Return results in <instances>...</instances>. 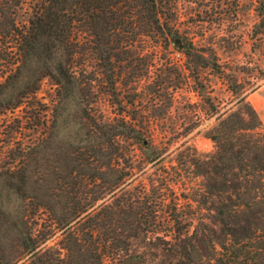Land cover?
<instances>
[{"label": "trees", "instance_id": "trees-1", "mask_svg": "<svg viewBox=\"0 0 264 264\" xmlns=\"http://www.w3.org/2000/svg\"><path fill=\"white\" fill-rule=\"evenodd\" d=\"M175 1L0 0V264H264V125L247 100L255 84L176 43L187 39L171 24ZM255 12L252 52L264 58V0ZM145 38L178 44L200 69L222 75L236 99L208 131L215 150L193 161L203 190L189 202L204 217L180 215L176 196L162 233L147 216L150 200L127 189L135 146L149 163L161 154L121 102L111 121L90 101L91 59L117 90L134 69L133 42ZM44 80L55 88L49 105L39 97ZM21 110L25 122L14 117ZM23 129L33 141L23 142Z\"/></svg>", "mask_w": 264, "mask_h": 264}, {"label": "rangeland", "instance_id": "rangeland-1", "mask_svg": "<svg viewBox=\"0 0 264 264\" xmlns=\"http://www.w3.org/2000/svg\"><path fill=\"white\" fill-rule=\"evenodd\" d=\"M259 1L176 0L170 6L174 31L187 39L180 41L181 45L192 44L196 54L210 59L211 63L216 60L228 75H236L243 82L255 84L251 89L247 86V100L264 125V58L252 52L254 41L251 39L253 27L258 21L255 8ZM133 44L131 50L136 52L133 56L134 69L124 71L117 90L107 83L98 68L97 59H91L89 71L95 88L90 101L111 121L121 118L116 104L121 102L126 109L123 116L135 119L136 125L143 128L146 142L149 141L152 149L161 154L157 162L149 163L144 147L135 146L133 156L126 160L135 171L127 182V189L150 200L149 208H146L147 216L157 217V222L161 223V228L157 229L162 233V230H170L168 222L176 196L181 200L180 215L195 220L204 217L201 210L192 207L189 202L193 195L203 190L202 176L194 175L201 173L203 168L194 165L193 161L215 150L208 131L218 124V118L225 110L235 105L236 99L229 92L222 75L210 68L200 69L196 57L190 60L180 50V44L153 38ZM195 69H200L199 80H195L192 72ZM202 87L214 102L215 110L200 95ZM54 92L52 82L44 80L39 97L49 105ZM24 116L26 114L21 110L16 111L14 117L16 121L25 122ZM8 120L14 122L11 118ZM3 124L1 121L0 125ZM21 133L19 137L24 143L35 138L28 130L23 129ZM60 233L48 245H57ZM6 242L11 262L16 252L15 243L12 237Z\"/></svg>", "mask_w": 264, "mask_h": 264}, {"label": "water", "instance_id": "water-1", "mask_svg": "<svg viewBox=\"0 0 264 264\" xmlns=\"http://www.w3.org/2000/svg\"><path fill=\"white\" fill-rule=\"evenodd\" d=\"M176 43H178V44H180V46H182L179 39L176 41Z\"/></svg>", "mask_w": 264, "mask_h": 264}]
</instances>
